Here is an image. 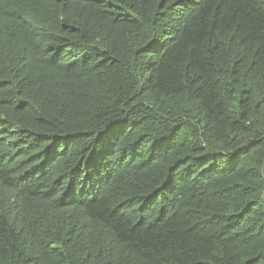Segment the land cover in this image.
<instances>
[{
    "label": "trees",
    "instance_id": "obj_1",
    "mask_svg": "<svg viewBox=\"0 0 264 264\" xmlns=\"http://www.w3.org/2000/svg\"><path fill=\"white\" fill-rule=\"evenodd\" d=\"M0 264H264V0H0Z\"/></svg>",
    "mask_w": 264,
    "mask_h": 264
}]
</instances>
